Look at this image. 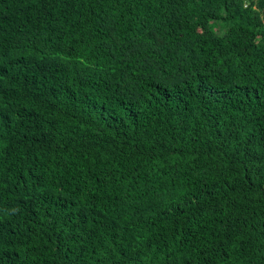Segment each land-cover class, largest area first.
Listing matches in <instances>:
<instances>
[{
    "label": "trees",
    "instance_id": "1",
    "mask_svg": "<svg viewBox=\"0 0 264 264\" xmlns=\"http://www.w3.org/2000/svg\"><path fill=\"white\" fill-rule=\"evenodd\" d=\"M0 264H264V0H0Z\"/></svg>",
    "mask_w": 264,
    "mask_h": 264
}]
</instances>
